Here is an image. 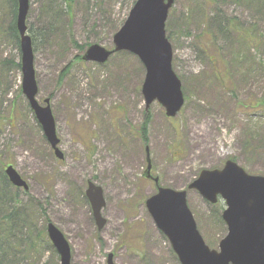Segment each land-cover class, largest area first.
Instances as JSON below:
<instances>
[{
	"label": "rangeland",
	"instance_id": "1",
	"mask_svg": "<svg viewBox=\"0 0 264 264\" xmlns=\"http://www.w3.org/2000/svg\"><path fill=\"white\" fill-rule=\"evenodd\" d=\"M64 1L30 0L26 21L37 99L50 100L60 160L23 95L12 4L0 0V172L13 166L28 184L5 185L11 200L0 201V220L16 216L2 230L4 264H60L49 224L67 239L72 264H107L110 254L115 264H180L146 206L157 191L145 177L147 157L160 187L188 191L200 234L218 250L228 233L224 204L188 186L229 160L264 176V0L174 1L166 35L185 97L174 118L158 102L146 109L136 56L118 52L103 65L82 59L91 45L114 49L134 0H73L67 14ZM89 182L104 191L102 230Z\"/></svg>",
	"mask_w": 264,
	"mask_h": 264
},
{
	"label": "water",
	"instance_id": "2",
	"mask_svg": "<svg viewBox=\"0 0 264 264\" xmlns=\"http://www.w3.org/2000/svg\"><path fill=\"white\" fill-rule=\"evenodd\" d=\"M175 0H137L121 29L114 36V49L99 45L88 48L83 60L100 65L118 52L136 56L145 68L142 86L146 109L158 102L168 118L176 117L185 104L182 83L173 70V49L166 35V23ZM30 0H18L17 30L20 35L22 91L40 124L44 136L58 159L63 154L50 100L45 106L37 101L38 85L32 39L26 24ZM145 172L151 178V163ZM8 180L18 188L28 189L13 166L7 167ZM158 184V179H154ZM208 203L221 199L225 205L222 219L228 233L212 250L201 236L189 209L188 191L159 187L146 206L158 230L168 239L180 264H264V176L250 175L236 162L229 160L222 169L203 170L188 186ZM86 197L91 204L99 230L106 225L102 209L106 206L103 189L88 184ZM48 237L59 255L60 264H72L69 243L53 224L47 227ZM107 264H115L113 255Z\"/></svg>",
	"mask_w": 264,
	"mask_h": 264
},
{
	"label": "trees",
	"instance_id": "3",
	"mask_svg": "<svg viewBox=\"0 0 264 264\" xmlns=\"http://www.w3.org/2000/svg\"><path fill=\"white\" fill-rule=\"evenodd\" d=\"M136 0L133 1L132 3V6L131 8L133 7L134 3H135ZM214 1V0H213ZM11 4H12V15H13V20L9 26V30L12 34V36H14V38L16 40H18V43H20V39H19V34H18V31H17V26H16V21H17V14H18V0H10ZM73 0H65L64 3L65 5H69L68 7V10L66 11V14L70 11V7H71V4H72ZM65 15V12L64 10H61V16ZM17 66L19 68H21V64H17ZM148 115L146 114V122L144 123L143 127H142V134H143V137H145V133L147 131V125H148ZM0 182H3V185H4V188H1L0 189V201H4L5 199L8 198V200H11L10 199V196H9V191L5 188V185H11L5 172L1 170L0 172ZM12 186V185H11ZM13 187V186H12ZM15 188V187H14ZM16 189V188H15ZM13 196V195H12ZM1 206H3L2 203H0ZM16 216L13 215V213L11 212V214H8V215H2L1 216V220H0V264H4V262H6L5 258L4 257H1V253H3V245H4V240L5 238H1V235H3L2 233V230L3 228H6V227H9L11 226V222H13L14 218Z\"/></svg>",
	"mask_w": 264,
	"mask_h": 264
}]
</instances>
